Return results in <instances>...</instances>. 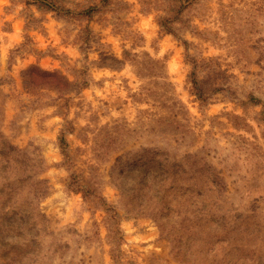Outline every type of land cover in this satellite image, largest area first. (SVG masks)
<instances>
[{
    "label": "rangeland",
    "instance_id": "rangeland-1",
    "mask_svg": "<svg viewBox=\"0 0 264 264\" xmlns=\"http://www.w3.org/2000/svg\"><path fill=\"white\" fill-rule=\"evenodd\" d=\"M0 264H264V0H0Z\"/></svg>",
    "mask_w": 264,
    "mask_h": 264
},
{
    "label": "trees",
    "instance_id": "trees-1",
    "mask_svg": "<svg viewBox=\"0 0 264 264\" xmlns=\"http://www.w3.org/2000/svg\"><path fill=\"white\" fill-rule=\"evenodd\" d=\"M40 78L43 79L44 85L52 86L57 90V92L64 94L63 91L66 90V86L68 83L64 80V78L60 75L58 72H41L38 74ZM190 81L193 86V89L195 91V95L199 100H205L206 96L209 95L207 92H203L200 88L199 81L196 78V65L193 66V70L190 74ZM158 155H153V170L148 171L146 173V176H144L141 180L146 182L139 184V186H148V188H151L153 185V193L156 190L157 192L160 191V188L165 186L164 183L168 181L169 187H173L175 183L180 181L182 179V176L184 172L182 169L177 168L179 165H170V163L167 161V159H164L163 161L157 160ZM120 160L117 159V162ZM176 167V168H175ZM135 178H132V181H134ZM146 184V185H145ZM165 190V189H164Z\"/></svg>",
    "mask_w": 264,
    "mask_h": 264
}]
</instances>
